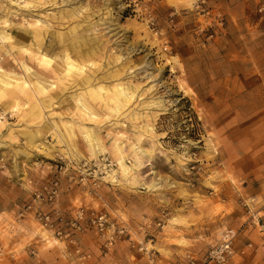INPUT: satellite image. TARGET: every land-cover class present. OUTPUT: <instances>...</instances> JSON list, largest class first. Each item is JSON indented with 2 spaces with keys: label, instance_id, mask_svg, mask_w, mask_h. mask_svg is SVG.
<instances>
[{
  "label": "rangeland",
  "instance_id": "rangeland-1",
  "mask_svg": "<svg viewBox=\"0 0 264 264\" xmlns=\"http://www.w3.org/2000/svg\"><path fill=\"white\" fill-rule=\"evenodd\" d=\"M0 67L32 86L0 89V264L202 263L230 228L264 264V0H0Z\"/></svg>",
  "mask_w": 264,
  "mask_h": 264
},
{
  "label": "built area",
  "instance_id": "built-area-1",
  "mask_svg": "<svg viewBox=\"0 0 264 264\" xmlns=\"http://www.w3.org/2000/svg\"><path fill=\"white\" fill-rule=\"evenodd\" d=\"M193 165L192 169H202V165L198 160H192ZM59 195V181L55 179L50 186H45L44 191L36 193V197L39 199H44L47 202L54 204ZM32 206L28 205L27 209H30ZM59 214V212H57ZM80 217L83 216V210L79 213ZM39 217H41L46 224L51 222V215L48 213L42 214L39 213ZM91 223L99 227L101 231L110 225L111 227H115V223H109L107 215L105 213L97 214L96 212H92L90 216ZM259 222V220H258ZM76 228L81 229V225L74 223ZM119 232H124V228L119 229ZM237 238V233L234 229L230 228L225 231L223 239L221 242L215 244L211 250L208 252L205 260L200 263L195 259H189L187 264H227L235 255V241ZM114 242V235L107 238L106 246L110 247ZM252 243H249L248 246L252 247Z\"/></svg>",
  "mask_w": 264,
  "mask_h": 264
},
{
  "label": "bare ground",
  "instance_id": "bare-ground-1",
  "mask_svg": "<svg viewBox=\"0 0 264 264\" xmlns=\"http://www.w3.org/2000/svg\"><path fill=\"white\" fill-rule=\"evenodd\" d=\"M68 57V56H67ZM67 63H69V62H67ZM72 63V62H71ZM71 66H72V64H71ZM70 66V67H71ZM68 67V66H67ZM70 67H69V70H71L70 69ZM74 68V67H73ZM76 68V67H75ZM74 68V69H75ZM82 68V67H81ZM30 69V68H29ZM68 69V68H67ZM79 69V68H78ZM68 70V71H69ZM27 71V70H26ZM63 71V70H62ZM0 72L3 74V75H5L6 76V78L8 77V78H10V79H12L13 81H12V83H14V84H11V82H5L4 81V78L3 79H1V77H0V89H2L3 90V92H6V93H10V94H20V93H24V91H25V89L24 88H22V85L23 84H25V85H27L28 87H29V89H30V87H32L31 86V84H30V82L27 80V79H25V77H22V76H20V75H18V74H16V73H13V72H7V71H5V70H3L1 67H0ZM29 72V71H28ZM30 73H32V72H30ZM69 73V72H68ZM67 73V74H68ZM28 74V73H27ZM31 75V74H30ZM24 76V75H23ZM39 82V81H38ZM37 82V83H38ZM41 86H42V88H50V87H52L53 85L52 84H50V83H46V82H41V84H40ZM122 90V89H121ZM120 90V91H121ZM31 93H33V94H36L37 92H36V90L34 89V88H31ZM123 91V90H122ZM127 91V90H126ZM123 93H125V94H127V92H123ZM3 94V93H2ZM32 94V95H33ZM122 94V93H121ZM120 94V95H121ZM124 95V94H123ZM122 95V96H123ZM26 96H28V95H26ZM8 97V96H7ZM37 97V96H36ZM131 98H133V96L131 97ZM85 101V100H84ZM121 101V100H120ZM119 102V101H118ZM121 103V102H120ZM122 104V103H121ZM120 104V105H121ZM118 106H119V103H118ZM122 106H124V105H122ZM87 107V106H86ZM89 107V106H88ZM87 107V108H88ZM89 108H91V107H89ZM89 108H88V110H89ZM124 108V107H123ZM93 109V108H92ZM87 110V109H86ZM91 110V109H90ZM92 112V111H91ZM114 112V111H113ZM94 113V112H93ZM142 162H140V164H141ZM138 166V165H137Z\"/></svg>",
  "mask_w": 264,
  "mask_h": 264
}]
</instances>
